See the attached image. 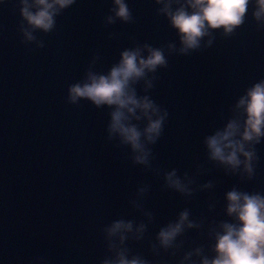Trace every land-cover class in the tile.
Instances as JSON below:
<instances>
[{"label": "water", "instance_id": "water-1", "mask_svg": "<svg viewBox=\"0 0 264 264\" xmlns=\"http://www.w3.org/2000/svg\"><path fill=\"white\" fill-rule=\"evenodd\" d=\"M127 2L132 20L108 23L112 0H76L57 15L51 32L36 30V39L27 41L21 0H0V102L118 219L131 221L134 229L146 225L137 240L157 264H181L189 252L191 261L184 264H200L195 249L213 257L214 232L222 222H234L226 211V193L236 187L264 194V139L255 145L259 161L252 179L211 160L205 143L237 115L235 105L247 87L264 78V27L253 16V3L233 34L212 30L199 49L182 54L177 30L159 12L163 5L156 0ZM145 45L162 48L168 61L134 85L138 96L147 95L168 112L161 137L148 145L150 167L135 163L131 147L118 137L109 139L112 108L85 99L68 101L70 84L82 81L90 70L106 74L126 49L142 48L147 55ZM133 123L143 128L147 121ZM173 169L185 182L192 181L191 194L168 187L165 173ZM209 182L212 187L205 188ZM184 210L197 226L185 227L175 246L165 249L157 234Z\"/></svg>", "mask_w": 264, "mask_h": 264}, {"label": "clouds", "instance_id": "clouds-1", "mask_svg": "<svg viewBox=\"0 0 264 264\" xmlns=\"http://www.w3.org/2000/svg\"><path fill=\"white\" fill-rule=\"evenodd\" d=\"M113 15L108 16V23L118 18L124 22L132 20V11L127 0H112ZM163 5L159 12L166 15L171 26L179 34V51L187 54L190 50L201 47L204 37L212 36V30L222 29L225 35L233 34L244 25L249 7L255 3L253 16L259 26L264 27V0H156ZM178 7H173V3ZM76 0H21V15L28 27L23 28L27 41L36 39L34 32H51L56 27V17L62 10L71 7ZM208 40V45L212 44ZM170 47H174L170 46ZM144 49H126L121 53L119 63L112 66L106 74L88 71L86 77L68 87V101L77 104L81 99L88 100L97 107L104 105L112 108L108 124L109 139L118 137L123 145L131 147L135 163L151 166L152 150L149 144H155L164 131L168 116L147 95L138 96L134 85L144 79L148 73L156 72L158 67L167 66V58L162 48L145 45ZM151 87V81L148 82ZM235 108L237 115L227 124L205 139L209 158L223 165L232 173L246 174L248 179L256 175L259 161L255 145L264 139V78L247 87L240 96ZM146 120L140 127L138 123ZM168 187L184 194H191L189 186L173 169L165 173ZM205 188L212 187L209 182ZM141 193L146 191L140 189ZM227 214L234 222H222L220 230L215 231V255L211 258L203 255V249H195L201 257L200 264H264V194L242 191L233 187L226 193ZM197 225L189 219V211L179 214L176 222L162 227L157 234L160 245L165 249L175 246L177 237L185 227ZM146 225L133 227L131 221L123 219L113 221L105 231L109 239V248L114 258H108L103 264H148L139 255L129 256L128 249L122 247L134 233L136 239L142 238ZM192 252L184 256V261H191ZM192 264H196L192 261Z\"/></svg>", "mask_w": 264, "mask_h": 264}]
</instances>
